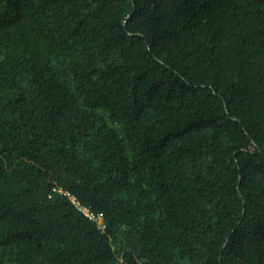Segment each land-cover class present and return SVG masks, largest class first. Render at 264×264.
Listing matches in <instances>:
<instances>
[{"label": "trees", "instance_id": "trees-1", "mask_svg": "<svg viewBox=\"0 0 264 264\" xmlns=\"http://www.w3.org/2000/svg\"><path fill=\"white\" fill-rule=\"evenodd\" d=\"M0 264H264V0H0Z\"/></svg>", "mask_w": 264, "mask_h": 264}, {"label": "built area", "instance_id": "built-area-1", "mask_svg": "<svg viewBox=\"0 0 264 264\" xmlns=\"http://www.w3.org/2000/svg\"><path fill=\"white\" fill-rule=\"evenodd\" d=\"M86 213L88 214V215H90L92 218H95V219H97L98 221H100L99 223L101 224V225H103V215L102 214H99V215H96V214H94V213H92V212H89V210H86Z\"/></svg>", "mask_w": 264, "mask_h": 264}, {"label": "rangeland", "instance_id": "rangeland-1", "mask_svg": "<svg viewBox=\"0 0 264 264\" xmlns=\"http://www.w3.org/2000/svg\"><path fill=\"white\" fill-rule=\"evenodd\" d=\"M100 222V221H99ZM101 223V222H100Z\"/></svg>", "mask_w": 264, "mask_h": 264}]
</instances>
